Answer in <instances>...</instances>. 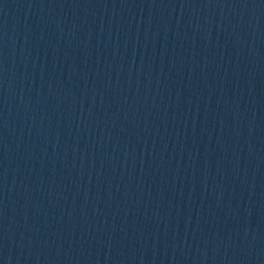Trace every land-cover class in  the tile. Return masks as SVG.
Masks as SVG:
<instances>
[{
  "label": "water",
  "instance_id": "water-1",
  "mask_svg": "<svg viewBox=\"0 0 264 264\" xmlns=\"http://www.w3.org/2000/svg\"><path fill=\"white\" fill-rule=\"evenodd\" d=\"M0 264H264V0H0Z\"/></svg>",
  "mask_w": 264,
  "mask_h": 264
}]
</instances>
